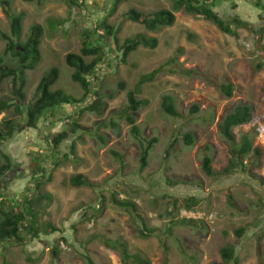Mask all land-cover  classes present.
<instances>
[{
	"label": "rangeland",
	"instance_id": "374dc122",
	"mask_svg": "<svg viewBox=\"0 0 264 264\" xmlns=\"http://www.w3.org/2000/svg\"><path fill=\"white\" fill-rule=\"evenodd\" d=\"M2 1L0 28L9 32L10 22ZM10 1L15 13L25 14L22 41L27 39L33 25L45 27L40 47L43 59L35 70L26 72L23 90L26 104L34 101L39 82L52 68L60 71L53 91L62 90L77 99L84 96L82 88L72 80L74 69L65 58L69 53L80 52L82 36L99 25L104 16L107 23L120 29L117 35L120 44L143 34L157 38L158 46L139 48L129 57L127 65L112 60L114 55L108 51L111 60L101 67L103 71L98 76L105 105L102 114L86 111L80 115L82 106L56 108L55 117L48 115L51 124L41 122L39 131H29L22 124L15 137L3 145L15 167L3 178L1 187L3 192L20 198L27 186H35L32 180L35 160L39 163L41 158L50 156L49 139L65 127L72 128L74 121L88 130L79 131L74 141L63 145L59 155L61 165L53 172L51 182L41 189L42 194L53 198V203L47 205L44 200L39 204V227L46 228L51 223L59 232L41 234L27 246L1 244L0 264H87L84 249L96 264H122L120 254L103 244L104 238L125 242L130 252L151 264H227L221 250L228 245L236 247L239 264H259L260 260L264 264V8L249 0H217L215 10L223 19L238 18L244 24L234 26L235 34L229 35L212 22L184 10L175 12L172 27L155 32L123 17L131 8L146 14L172 10L174 0H126L111 15L108 0H88L81 9L69 8L64 0H47L44 4ZM51 19L62 25L53 28ZM5 45L0 40V60L16 67L18 61L5 54ZM172 59L174 69L206 72L219 83L233 84L234 95L226 97L202 77L167 71L143 87L139 98L147 100L148 105L136 115L140 127V135L136 137L131 126L119 117L127 104V92L134 89L142 75ZM121 82L126 84V91L119 90ZM11 84V79L0 83V100L15 99ZM112 92L113 99L109 98ZM166 94L175 97L182 118L163 113L161 102ZM240 103L253 106V115L249 124L236 128L234 133L238 141L243 134H250L260 155L254 158L252 154L245 164L252 160L256 165L247 173L209 178L202 168L206 154L213 159L212 168L218 173L232 159L219 124ZM194 105L200 110L190 115ZM4 116L20 121L13 110L2 114L0 120ZM186 133L193 134V146L185 144ZM153 138L158 142L150 151L147 167L142 169L141 145ZM71 142L76 144L73 160L64 158ZM76 174L85 175L98 187H72L69 180ZM168 180L178 185H170ZM112 194L135 202L147 227L155 233L143 237L140 232L143 225L132 213L113 205ZM190 197L201 200L192 210L213 215L212 220L192 222L181 217V211L186 210L183 205ZM176 198H179L177 209L171 212ZM248 226L246 235L238 240L235 231ZM62 235L67 242H58ZM57 244L60 253L55 256L53 248Z\"/></svg>",
	"mask_w": 264,
	"mask_h": 264
},
{
	"label": "trees",
	"instance_id": "16d2710c",
	"mask_svg": "<svg viewBox=\"0 0 264 264\" xmlns=\"http://www.w3.org/2000/svg\"><path fill=\"white\" fill-rule=\"evenodd\" d=\"M26 2L33 3L38 2L44 4L47 0H25ZM71 9H81L87 6L88 0H64ZM126 0H108L107 6H110L109 15L113 14ZM257 7L264 8V0H249ZM217 0H174L173 9H161L151 14H146L136 8H131L127 13L123 15L125 19L131 20L135 23L144 25V27L150 31L155 32L163 28L172 27L176 21L175 12L184 10L187 14L202 17L206 21L212 22L217 28L229 35L235 34L234 26H244V24L238 19L233 21H227L222 18L220 13L215 10ZM2 5L4 7V14L10 22L9 32L0 28V40L5 45V54H10L14 60L17 59V66H9L4 64L3 60H0V83L7 79H11V89L15 97L14 100H0V117L2 114H7L10 110L14 111L16 117H20V121L13 118L4 116L0 120V245L5 242L17 243L19 245L27 246L30 240H36L41 234L59 232V228L51 223L45 225L46 228L39 227V204L46 200L47 205L53 203V198L42 194V186L45 183L51 182L53 172L60 167L61 160L59 155L62 152L63 145L69 143L78 134L79 131H88L81 128L78 122L74 121L71 127H65L61 132L54 134L52 139H49V158L40 162H36L32 171V180L35 182V186H27L26 191L21 193L20 198L12 197L9 193L3 192L1 184L3 178L10 171H14V163L12 156L3 149V145L6 142L11 141L16 132L24 124L27 130H40V123L46 122L51 124L48 120V115L55 117V109L64 106H82L80 115L86 111L96 112L102 114L104 109L103 96L98 83L100 82L99 74L103 70L101 67L110 62L109 50L114 55L112 60L116 62L120 61L122 64H126L129 61V57L141 47L155 49L158 46V39L151 38L143 34H137L133 38H129L120 44L117 35L120 29L117 26L107 23V18H101V22L94 29L88 30L83 36V44L79 53H69L65 60L66 63L74 69L72 80L78 84L84 91V96L81 99H77L74 96L66 94L62 90L53 91L52 88L56 85L60 78V71L58 68H52L39 82L36 89V98L30 104H26L23 94L24 87L26 86V72L33 71L41 63L43 59L41 51V42L45 34V27L40 24H35L31 27L30 33L25 41H22L25 14L15 13L12 9V3L10 0H3ZM53 28L58 27L61 22H55L53 19L49 21ZM114 41V44L112 43ZM111 44H113L111 46ZM89 58V60H87ZM173 59L165 62L157 67L155 70L142 75L135 85L133 90L127 92V104L119 113V117L127 122L131 126L132 132L136 137L140 135V127L137 123L136 115L139 111L148 105V101L140 99L143 87L146 84L154 82L157 77L165 72L170 74H184L190 77H202L204 80L213 84L217 89L222 92L226 97L231 98L234 95L235 87L233 84L219 83L214 77L206 72H199L197 70H178L173 68ZM113 66V64H112ZM119 66V65H117ZM119 90H127L126 84L121 82ZM115 93L109 94V98L113 99ZM161 109L164 114L173 118H182L179 110L177 109L176 99L171 94H166L162 97ZM198 105H194L190 110V115H194L199 112ZM253 115V106L249 104L240 103L229 110L223 117L219 124V131L221 136L229 144L232 159L229 165L222 172H215L212 168L213 159L209 155H205L202 160V168L204 173L212 179H218L220 176H233L238 172L247 173L248 170L256 165L255 161H250L249 164H245L246 159L250 158L253 154L254 158L260 155V150L254 147L253 139L250 134H243L238 141L234 130L238 127L247 125L251 122ZM53 125V124H52ZM112 125L117 127V123L112 121ZM49 138V134L46 135V139ZM158 142L157 138L149 140L146 144L141 145V163L142 169H145L148 165V159L150 151L153 146ZM176 140L172 141L170 147L175 146ZM184 142L187 146H193L194 136L191 133L184 135ZM75 143L71 142L68 149L70 150L64 156L65 159L76 158ZM206 151L209 147L205 148ZM116 156L121 158V155L117 152H113ZM167 155L169 152L167 150ZM51 159L49 164L47 162ZM43 160V161H41ZM254 179L255 176H252ZM69 183L74 188L87 187L90 189H96L98 184H94L89 178L83 174H76L72 176ZM170 185L177 184L176 182L168 180ZM178 185V184H177ZM179 199V198H178ZM175 200L174 208L171 212L177 209V201ZM233 205V200L230 198ZM110 201L118 208L132 213L139 222L143 225V231L141 235L143 237H150L155 233V230L147 227L145 218L138 213V206L135 202L129 199H121L117 194H112ZM200 199L196 197L188 198L183 208L186 210L195 209L200 204ZM105 206L103 201L102 207ZM170 214V212H169ZM186 223L185 221H183ZM191 222V221H190ZM193 222V221H192ZM248 227H240L235 231L238 240H241L249 230ZM58 242H67L65 236H60ZM103 244L110 250L118 252L120 254L122 264H151L148 259L143 258L141 255L133 254L128 249L125 242L121 240H111L104 238ZM84 259L87 264H96L94 260L87 254L84 249ZM53 255L58 256L60 253L59 245L53 248ZM221 255L227 264H239L237 250L234 245L225 246L221 250ZM10 264V263H9ZM259 264H263L260 260Z\"/></svg>",
	"mask_w": 264,
	"mask_h": 264
},
{
	"label": "built area",
	"instance_id": "2783aa9c",
	"mask_svg": "<svg viewBox=\"0 0 264 264\" xmlns=\"http://www.w3.org/2000/svg\"><path fill=\"white\" fill-rule=\"evenodd\" d=\"M181 217L187 220H199V221H209L212 220L213 215H209L206 212H196L193 210H183L181 211Z\"/></svg>",
	"mask_w": 264,
	"mask_h": 264
}]
</instances>
